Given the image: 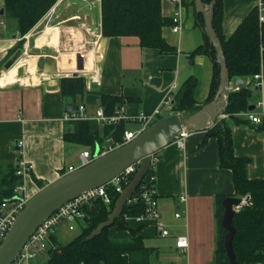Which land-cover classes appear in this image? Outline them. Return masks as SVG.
Instances as JSON below:
<instances>
[{
  "label": "crops",
  "instance_id": "obj_1",
  "mask_svg": "<svg viewBox=\"0 0 264 264\" xmlns=\"http://www.w3.org/2000/svg\"><path fill=\"white\" fill-rule=\"evenodd\" d=\"M254 7L255 0H223L222 34L231 36ZM161 10L164 18L171 19L174 10L167 0H162ZM186 10L180 35H174L170 27L163 30L164 39L176 49L172 55L142 48L133 37L104 38L98 0H59L24 38L7 20L5 11L0 15V164L17 168L22 160L32 166L22 179L28 199L82 168V153L89 152L91 157L107 154L124 146L125 133L139 135L141 114L153 117L158 111L155 120L178 114L173 111L174 99L186 80L200 82L198 102L207 104L214 67L211 57L193 55L205 43L204 24L193 6ZM17 52L22 53L21 59L5 70ZM51 60L56 62L54 68ZM11 72L15 80L7 78ZM66 78H82L83 92L65 98L61 82ZM153 80H159V85L152 84ZM241 82L242 89L251 91L248 108L255 110L247 108L236 115L242 122L232 127L233 153L251 160L249 180H263L264 131L249 124L244 114L258 111L257 105L264 102V81L256 87L253 78L232 79L229 85L234 88ZM110 96L122 101L116 109H122L121 119L110 125L96 122V140H69L66 135L73 132V123L65 124L63 114L84 105L87 114L95 117L97 110L103 109L101 98ZM169 98L170 104L165 106ZM185 140L183 148L174 142L152 159L159 222L168 237L160 235L154 221L131 223L143 228V243L153 251L150 264H214L216 202L238 197L231 170L220 165L218 139L208 138L207 131H197ZM109 236L112 240L130 239L129 232L115 227ZM179 238L187 241L186 249L177 248ZM56 241L54 236L52 242Z\"/></svg>",
  "mask_w": 264,
  "mask_h": 264
},
{
  "label": "trees",
  "instance_id": "obj_2",
  "mask_svg": "<svg viewBox=\"0 0 264 264\" xmlns=\"http://www.w3.org/2000/svg\"><path fill=\"white\" fill-rule=\"evenodd\" d=\"M59 0H0L4 4L7 20L15 24V29L21 38L33 30L35 25L45 17L46 13ZM162 0H101L103 37H133L140 41V46L149 50H157L162 55L176 54V49L163 37V30L170 27L171 19L164 18L161 10ZM208 6L211 0H202ZM191 6L194 7L192 0ZM214 29L222 44L229 70V81L232 79L252 80L254 75L262 73L264 79V23L259 22L258 9L242 21L238 29L226 37L221 32L223 19V0H217L214 7ZM201 23L203 18L199 15ZM23 39L19 48L23 46ZM195 54L211 57L214 71L211 79L209 99L215 97L219 86L220 67L216 62V52L205 37V43L199 46ZM62 94L66 98H74L83 92L82 78H66L61 82ZM200 82L190 78L186 80L175 95L173 111L178 114L193 115L201 108L198 102ZM251 91L243 88L239 93L229 94L224 120H217L207 131L208 138H216L219 142L220 165L232 172L235 195L249 198L240 208L233 220L236 234L233 238V249L239 264H264V179L251 181L247 176L251 160L239 158L233 153L232 127L241 125L242 120L236 115L247 111ZM103 111L107 116L115 114L122 104L120 98L102 97ZM73 132L67 133V138L75 142L88 143L98 139L97 123H73ZM264 131V125L260 128ZM155 157H159V153ZM13 165L0 164V202L11 198L15 187L22 184L21 177L16 174ZM155 170L150 166L149 172L141 181L137 196L132 198L123 215L115 220L111 228L105 229L99 237L89 240L90 235L99 224L106 222L110 216L119 194L109 191L112 203L107 206L102 200L84 207V213L89 223L83 227V233L66 245L53 243L46 255L45 264H150L152 250L148 249L141 237L142 227H133L126 223L125 218H138L145 212L144 201L140 198L141 189L146 186L155 188ZM133 179V178H132ZM131 179V180H132ZM226 198H218L216 202V221L218 226V244L214 264H228L224 249L226 231L221 226L224 214L222 203ZM115 227L120 231L130 233L128 241L112 240L109 236Z\"/></svg>",
  "mask_w": 264,
  "mask_h": 264
},
{
  "label": "water",
  "instance_id": "obj_3",
  "mask_svg": "<svg viewBox=\"0 0 264 264\" xmlns=\"http://www.w3.org/2000/svg\"><path fill=\"white\" fill-rule=\"evenodd\" d=\"M193 2L197 14L203 18L204 35L216 52V62L220 67V82L215 97L211 102L201 106L193 115L172 114L155 120L146 130L140 132L124 146L102 156L97 154L90 164L71 171L54 183L42 187L36 195L28 199L24 209L16 216L8 235L0 244V264H15L27 241L37 228L58 209L87 191L96 190L111 183L112 180L124 173L126 168L137 165V173L118 197L108 220L99 224L90 235L89 240L99 237L105 229L113 226L115 220L123 215L124 208L131 203L132 198L137 196L141 181L149 172L152 159L156 154L174 143L176 137L183 131H208L219 118L224 116L230 96L227 92L230 81L225 53L213 23L214 7L217 0H211L208 6L204 5L202 0H193ZM3 14L4 10H1L0 15L3 16ZM21 54V52L15 53L5 65V70L15 66L21 59ZM50 63L54 68L56 62L51 60ZM152 84L159 85V80H153ZM248 109L249 111L255 110L253 106ZM248 201V197L245 199L228 197L222 203L224 214L221 226L226 231L224 249L228 264H239L233 249V238L237 232L233 225L234 217L237 214L234 208H238ZM84 223H89L88 217L84 219Z\"/></svg>",
  "mask_w": 264,
  "mask_h": 264
},
{
  "label": "built area",
  "instance_id": "obj_4",
  "mask_svg": "<svg viewBox=\"0 0 264 264\" xmlns=\"http://www.w3.org/2000/svg\"><path fill=\"white\" fill-rule=\"evenodd\" d=\"M78 1V0H77ZM83 1V0H82ZM101 2V0H98ZM169 4L173 7V15L171 16V32L174 35H180L183 30V22L184 15L186 13V8L191 5L192 0H167ZM255 8L258 9L259 22L261 24L264 23V0H255ZM29 44H27V47ZM253 80L256 83V87H260L263 83L262 73L256 74L253 77ZM243 82L238 84L236 87L232 88L230 85L228 86L227 92L231 93H239L242 90ZM170 104V98L167 102L164 103L165 106ZM258 111L255 112H246L244 117L247 122L252 126H262L264 125V102H261L256 107ZM122 109L116 110L115 114L112 116H107L103 109L100 108L96 112L95 117H90L86 112V107L81 105L80 107L66 111L63 115L62 121L67 123H81V122H97L98 124L110 125L118 122L120 118V113ZM158 111H155L154 116L149 117L145 114H141L139 117L142 131L146 130L151 124L154 123L155 118L159 116ZM192 132L183 131L180 135H178L175 139V143L179 148H183L185 139ZM140 134V133H139ZM136 135L131 133H125L124 137V145L128 142L132 141ZM19 147H22V144H18ZM105 155V154H101ZM81 159L83 162V166H86L94 161V157L90 156L89 152H84L81 155ZM153 165V160L152 164ZM138 166H130L126 168L125 172L122 173L118 178L112 180L111 183L103 187H99L96 190H91L83 193L80 197L73 199L69 202V204L58 209L51 217L46 219L41 223V225L37 228L36 232L31 236V238L27 241L24 249L19 255L17 262L15 264L24 263V264H35V261L38 259V253H46L53 245V238L55 236V230L66 224L68 225V230L73 231L74 227L71 223L74 222H83L87 217L84 213V207L92 205L94 202L98 200H102L107 206H110L112 200L109 196V191H113L116 194L121 195L124 189L127 187V184L131 181L134 175L137 173ZM32 171V166L26 163L25 161H20L17 166V172L21 179H24L28 173ZM155 178H152L154 181ZM14 194L11 198L3 200L0 202V244L6 238L11 229L13 223L16 220V216L24 209L26 202L28 201V197L26 194V188L23 183L15 187ZM140 198L144 201L145 204V212L141 217L138 218H125L126 223H132L135 225H142L149 221H154L156 224V228H158L160 235L164 238L168 237V231L166 228L159 222V213L157 212V199L155 197V188H148L143 186L141 189ZM245 204V203H244ZM243 206V205H242ZM234 208V211L239 212L240 208ZM177 217H179L177 215ZM187 241L184 238H179L177 240V248L178 249H186Z\"/></svg>",
  "mask_w": 264,
  "mask_h": 264
},
{
  "label": "rangeland",
  "instance_id": "obj_5",
  "mask_svg": "<svg viewBox=\"0 0 264 264\" xmlns=\"http://www.w3.org/2000/svg\"><path fill=\"white\" fill-rule=\"evenodd\" d=\"M202 96V95H200ZM245 199V198H244ZM71 225L74 227L73 231L68 230V225L64 224L60 227H58L55 231V237L58 239V243L60 245H66L70 243L71 240L78 237L83 233V227L85 223L83 222H74L71 223ZM47 259V255L42 253H38V259L35 261V264H45Z\"/></svg>",
  "mask_w": 264,
  "mask_h": 264
},
{
  "label": "bare ground",
  "instance_id": "obj_6",
  "mask_svg": "<svg viewBox=\"0 0 264 264\" xmlns=\"http://www.w3.org/2000/svg\"><path fill=\"white\" fill-rule=\"evenodd\" d=\"M51 62V61H50ZM56 66V65H55ZM58 67V66H57ZM58 69V68H57ZM60 72V71H59ZM7 78H10V79H14V73L13 72H11V74L10 75H8V77ZM15 80V79H14ZM2 82H4V80L2 81Z\"/></svg>",
  "mask_w": 264,
  "mask_h": 264
}]
</instances>
